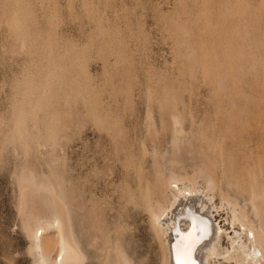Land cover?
<instances>
[{"label":"rangeland","instance_id":"374dc122","mask_svg":"<svg viewBox=\"0 0 264 264\" xmlns=\"http://www.w3.org/2000/svg\"><path fill=\"white\" fill-rule=\"evenodd\" d=\"M256 164L264 0H0V264H34L26 205L46 201L22 196L32 177L73 209L82 264H161L141 199L154 177L211 171L256 224L260 200L237 188Z\"/></svg>","mask_w":264,"mask_h":264},{"label":"bare ground","instance_id":"6f19581e","mask_svg":"<svg viewBox=\"0 0 264 264\" xmlns=\"http://www.w3.org/2000/svg\"><path fill=\"white\" fill-rule=\"evenodd\" d=\"M234 117L236 118V116ZM220 152L222 151L220 150ZM199 156L202 155L200 154ZM200 158L203 159L202 157ZM191 159H189V161H191ZM205 163L203 165H205ZM199 164L202 163L200 162ZM219 164H221V162H219ZM256 165L253 172L246 173L245 175L240 173V185L237 186L241 194L250 201L258 199L259 202L260 200V207L257 208L258 206L256 207L253 205L254 207L252 208L254 211L255 208L259 211L258 219L254 216V218L257 219L256 221H258L256 224L248 219L243 209L239 207L240 205L237 206V204L228 200L226 196L223 198L217 195L220 187L217 185L218 182H216L215 178L209 173L211 171L207 173L201 172L199 174L201 169L199 172L197 171L198 173L196 172L198 175H194V171L192 176H178L170 172L169 175L165 177L160 176L159 179H155V177L152 176L154 177L152 184H149L150 186L148 185V188L144 192L141 191L143 194L141 199L144 207L143 210L146 211V216L148 215L149 217L151 230L160 250L161 264H176L177 250L184 249L193 240L201 236H203V238L199 239V242L195 244L192 253L195 264H221V262L226 264H264V172L261 170L259 164ZM256 177L258 178L256 179ZM38 181V183H34V178L32 177V187L35 188H32V190L27 188L30 191L25 190L24 193L23 190L22 192V196H25L26 194L33 193L31 191H34V189H37V192L34 191V193L44 194V201H46V203H43V196L35 193V197L42 196L40 197L42 204L40 201H37L39 204L37 210L34 209L37 208L36 205H34L35 207L33 208V204L36 201L33 203L28 200L33 204L32 206L28 204L29 207L26 205L28 209H32H29V211L27 210L28 212L31 213L33 211L31 216H29L30 214L28 213V217L30 218H28L29 221L24 227L30 241L29 253L33 259L32 262L34 264H82L88 257L85 258L86 253L80 247V241H77L73 232V220L71 219L73 214H69L73 209H69L71 210L69 211L67 210L68 207H65L60 196L61 191L58 189V184L54 185L42 179ZM143 188L144 187H142V189ZM128 192L129 191H127V193ZM69 194L72 193L69 192ZM222 194L224 195V192ZM45 195L47 196L46 198ZM216 195L221 197V204H219V207L214 203ZM29 196L32 197L33 195L30 194ZM124 196L126 197V195ZM48 197H51L56 204V206L51 204L54 207L49 208V210L47 209L49 207L48 201L50 203L52 201H50L51 199L47 201L46 199ZM68 200H70V198H68ZM129 200L127 201L128 203L130 202ZM135 200L137 201V198ZM25 202L27 201L25 200ZM255 202H257V200ZM46 204L48 207L42 206V210L46 207L45 210L47 209L48 212L46 210V214H43L40 206ZM130 204H126V206ZM75 207L77 208V206ZM222 208L226 210L225 215L228 217V221L232 226L231 228L234 226L237 228V231H233L232 235L227 232V229H224L215 222L214 218L218 210ZM33 209L35 210V214ZM39 210L41 213H39ZM133 210L134 207L132 212ZM36 211H38V213ZM226 220L227 219L224 221ZM205 225H207L206 235L200 231ZM94 237L95 236H93V238ZM222 238L227 239L226 246L222 244ZM153 251L154 250H152V252ZM117 254L118 260L115 264H133L124 254Z\"/></svg>","mask_w":264,"mask_h":264},{"label":"snow or ice","instance_id":"6c2138e0","mask_svg":"<svg viewBox=\"0 0 264 264\" xmlns=\"http://www.w3.org/2000/svg\"><path fill=\"white\" fill-rule=\"evenodd\" d=\"M204 235L207 234V225H205L200 230ZM203 236L198 237L193 240L187 247L184 249H178L176 254V264H195V261L192 258V253L195 247V244L199 242V239H202ZM10 264H22L21 261H11Z\"/></svg>","mask_w":264,"mask_h":264}]
</instances>
